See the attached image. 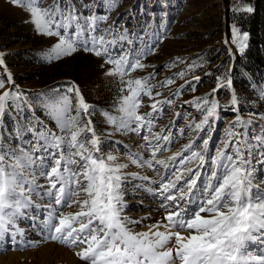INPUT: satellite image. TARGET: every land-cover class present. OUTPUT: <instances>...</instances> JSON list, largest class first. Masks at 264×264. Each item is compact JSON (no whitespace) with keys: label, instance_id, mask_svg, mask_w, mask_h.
<instances>
[{"label":"rangeland","instance_id":"obj_1","mask_svg":"<svg viewBox=\"0 0 264 264\" xmlns=\"http://www.w3.org/2000/svg\"><path fill=\"white\" fill-rule=\"evenodd\" d=\"M54 4L61 5L65 13L71 10L76 17L68 35L83 30L79 40L87 42L89 48L93 37L104 38L102 54L85 51L81 45L71 55L49 60L48 54L60 37L38 32L24 7L15 6L11 0H0V60L3 61L0 81L4 82L0 94H11L0 117V137L6 145L27 150L37 143L41 132L68 135L61 132L56 118L50 115L49 105L67 96L71 103L67 115L75 117L78 100L74 92L67 91L75 85L90 113L86 115L80 110V127L90 119L99 138L100 151L94 154L112 155L117 158L116 163L127 165L121 173V191L124 199L133 196L131 191L141 186L142 181L137 176L140 169L131 163L130 154L152 159L151 148L141 138L149 133L146 129H141L139 134L119 129L106 116L109 114L119 122L123 117L120 102L127 94L120 77L108 74L114 65L106 60L127 56L129 61L140 59L144 67L129 71L124 80H147V88L154 97H142L139 113L152 119L154 133L171 136V143L160 142L167 150H161L156 157L165 160L168 167L155 165L154 161L158 171L146 166L148 175L156 178L152 189L171 179L178 169L185 172V179L189 178L186 169L190 168L196 173L192 177L196 180L193 190L197 186L200 192L209 183H216L212 172L218 175L222 172L212 163L217 152L235 156L230 141L241 140L247 145L242 150L248 161L245 167L252 170L253 183L264 190V144L260 143L264 139V84L249 87L235 82L241 76L238 67L234 71L236 57L242 52L236 33L245 34L238 31L229 13L246 6L239 0H40L39 7L43 10ZM92 16L106 19H98L93 26L86 23ZM59 19L57 16L56 20ZM53 30H56L54 26ZM59 31L64 34L63 29ZM205 98L207 104L203 103ZM156 101H159L158 111L153 112L150 105ZM213 101L215 115L203 123L206 109ZM201 123L202 129H195ZM230 132L235 135L230 136ZM86 136L91 134L85 131L80 139ZM189 144L191 149L185 151ZM48 151L57 152V149ZM192 151L204 156L203 163L195 160L181 165L180 160ZM176 153L181 154L176 160L168 159ZM77 167L71 165L73 170ZM36 184L42 187L37 189L39 194H32V205L49 188L47 179L38 173ZM86 198L81 193L79 199ZM70 209L73 213L80 211L75 203Z\"/></svg>","mask_w":264,"mask_h":264},{"label":"snow or ice","instance_id":"obj_2","mask_svg":"<svg viewBox=\"0 0 264 264\" xmlns=\"http://www.w3.org/2000/svg\"><path fill=\"white\" fill-rule=\"evenodd\" d=\"M11 2L30 13L31 22L38 32L60 37L59 43L48 54L49 60L71 55L81 45L85 51L97 56L102 54L103 37H93L92 47L89 48L87 42L79 40L83 30L67 34L68 28L76 20L71 10L65 13L59 4L42 10L40 0ZM57 16L59 20H56ZM98 19L106 18L92 16L86 23L94 26ZM60 29L64 30V34ZM246 41V34L241 36L236 33V42L241 50L246 46ZM103 51L106 52V49ZM106 62L114 65L108 74L119 76L127 91L119 107L123 117L119 122L109 114H106L107 118L119 129L138 134L141 129H146L149 133L141 138L151 148L152 159L144 160L130 154L132 163L147 166L153 171H158L153 161L155 165L168 167L165 160L156 157L161 150H167L160 142L163 141L165 145L171 143L170 134L154 133L152 119H146L145 115L139 113L143 96L154 99L147 88V80H124L129 71L143 69L144 65L138 58L129 61L127 56L109 58ZM3 87L4 82L0 81V88ZM67 91L74 92L77 97L76 116L67 115L71 110L67 96L61 97L57 104H50L49 109L61 132L68 135L41 132L37 135V143L27 150L10 147L0 137V237L11 232L14 241L15 234H23L16 221L25 215L24 209L32 207V194L42 187L36 184L38 173L47 179L49 188L46 194L54 199L56 205L71 207L75 203L80 207V211L73 214L50 212L46 239L70 248L83 245L76 255L86 264H264V251L258 255L252 251L254 245L264 246V190L253 183L252 170L245 167L248 161L242 150L247 145L243 141H230L235 156L226 155L224 151L217 152L212 163L222 172L219 175L212 172V179L216 183L206 185L199 197L193 194L196 180L192 177L196 175L195 172L186 169L189 174L187 179L184 171L178 169L172 173V178L164 180L159 189L161 207L165 213L163 220L149 225L147 232L133 233L127 225L139 222L130 221L122 215L125 201L121 191V173L127 165L116 163L115 156L94 154L100 149L91 120L84 127H80L79 122L81 109L84 114L90 115L89 106L80 96L78 87L71 85ZM10 95L9 92L0 94V117L8 106ZM158 103L156 101L150 105L153 112L158 111ZM203 103H208L206 98ZM197 106H200L199 102ZM215 112L216 103L213 101L206 109L203 123H207L208 117L214 116ZM147 115L151 116L150 113ZM203 123L196 124L195 129H202ZM85 131L91 136L81 140L80 136ZM229 135L234 136L235 133L230 132ZM260 143L264 144V139ZM204 144L207 146V140ZM191 147V144L186 145L185 151ZM49 148H55L57 152H49ZM37 152L41 155L36 156ZM179 155L173 154L168 159L174 161ZM47 158L51 159L45 164ZM195 160L202 164L204 156L192 151L179 163L184 165ZM73 164L78 165L75 170L71 168ZM73 185L76 187L73 188ZM81 193L87 198L80 200ZM185 203L195 207L186 208Z\"/></svg>","mask_w":264,"mask_h":264},{"label":"bare ground","instance_id":"obj_3","mask_svg":"<svg viewBox=\"0 0 264 264\" xmlns=\"http://www.w3.org/2000/svg\"><path fill=\"white\" fill-rule=\"evenodd\" d=\"M133 165L137 167V164L133 163ZM138 167L140 171L137 172V176L142 181V184L141 186H137L136 190L131 191L130 194H133V196L124 199L125 208L122 213L128 220L139 222L127 225L133 233L149 231V225L163 220L165 215L164 209L161 207L162 197L159 193L161 185L158 188L152 189L151 187L154 186L156 178H151L148 175L146 166ZM193 194L196 197L200 196L197 186L194 188ZM185 207L190 208L195 207V205L187 203ZM23 211L25 215L16 221L17 227L21 229L23 234H15L14 241L11 232L0 237V253L2 254L0 256V263L86 264L85 261L80 260L76 255V252L81 247H84L83 245L70 248L58 241L46 239L48 236L47 219L49 213L56 211L57 214L60 212L65 215L73 214L70 207L56 205L53 198L45 194L38 197V201L32 207L26 208ZM160 230L163 231V229ZM252 251L254 255L261 254L264 251V246L261 247L258 244L255 247L254 245L252 246Z\"/></svg>","mask_w":264,"mask_h":264},{"label":"trees","instance_id":"obj_4","mask_svg":"<svg viewBox=\"0 0 264 264\" xmlns=\"http://www.w3.org/2000/svg\"><path fill=\"white\" fill-rule=\"evenodd\" d=\"M246 9L231 11L232 21L238 31L247 35L246 46L236 57L241 76L237 81L241 85L264 84V0H239ZM251 9V11H249ZM236 80V79H235Z\"/></svg>","mask_w":264,"mask_h":264}]
</instances>
